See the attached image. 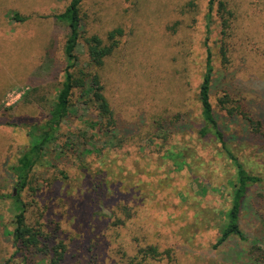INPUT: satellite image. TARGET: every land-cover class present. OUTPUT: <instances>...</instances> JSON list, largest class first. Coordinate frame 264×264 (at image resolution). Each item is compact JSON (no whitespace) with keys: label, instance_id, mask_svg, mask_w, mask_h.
Listing matches in <instances>:
<instances>
[{"label":"rangeland","instance_id":"rangeland-1","mask_svg":"<svg viewBox=\"0 0 264 264\" xmlns=\"http://www.w3.org/2000/svg\"><path fill=\"white\" fill-rule=\"evenodd\" d=\"M70 2L0 0V264H24L12 234L19 186L11 167L28 142L25 125L43 120L63 80L68 29L54 15ZM208 5L81 0L83 38L96 35L106 44L109 31L122 30L98 70L117 125L111 137L90 127L96 111L74 89V107L46 154L53 166L36 167L19 193L27 221L54 231L66 245L61 264H230L209 246L229 206L234 170L218 144L199 140L197 93L208 48L210 101L221 120L229 125L225 110L234 100L264 113V0H213L210 16ZM13 13L24 19L12 20ZM76 53L78 66L88 70L83 39ZM224 94L232 101L222 104ZM233 145L247 169L264 177L256 149ZM96 171L108 174L107 186L132 189L130 200L111 191L95 196ZM47 190L54 193L45 199ZM241 225L264 247L263 218L247 211ZM148 246L159 254L147 255ZM27 264L48 259L37 253Z\"/></svg>","mask_w":264,"mask_h":264},{"label":"trees","instance_id":"trees-1","mask_svg":"<svg viewBox=\"0 0 264 264\" xmlns=\"http://www.w3.org/2000/svg\"><path fill=\"white\" fill-rule=\"evenodd\" d=\"M80 2L81 0H71L62 12L54 15L55 19L65 22L68 29L63 46L65 60L63 80L43 120L25 125L28 142L11 167L19 186L17 195L14 197L15 214L12 234L16 248L15 254L21 256L24 264H27L30 255L37 253L44 254L48 259V264H61L67 252L63 241H56L57 234L54 231L48 230L42 224L27 221L25 202L20 200L19 193L28 185L31 173L36 167L53 166L50 160L46 159V154L51 152L50 147L57 139L60 125L68 119L74 107L72 103L74 89H80V97L84 104L92 105L96 111L98 121L90 122V127L98 126V131L111 137L117 125L109 101L103 94L101 74L98 70L103 64L102 60L109 56L117 45V37L121 36L122 30L116 28L109 31L106 44H103V41L96 35L83 38L79 16ZM212 3L213 0H209L208 16L212 10ZM219 7H223V3H220ZM11 19L20 22L24 17L13 13ZM81 39L84 40L87 47L88 65L91 67L90 69L88 67V70L78 66L79 57L76 48ZM213 71L210 51L207 48L205 72L197 93L200 118L194 128L201 142L218 144L219 150L234 170L227 182L230 186L229 206L226 210H222L221 220L216 226L217 235L209 246V250L218 254L220 260L230 264H264V247L258 240L251 238L241 225L242 215L247 211L264 220L262 213L264 212V187H261L264 177L247 169L242 159L235 154L233 145L243 143L252 145L260 154L261 157L258 160L264 167V113L260 109L252 110L251 102L232 101L228 94H224L220 99L222 104L232 101L236 105L225 110L226 121L229 125L222 121L210 101L214 80ZM225 116L223 115L224 118ZM5 124L15 125L12 122ZM230 124L236 126L235 129H230ZM137 130L136 126L130 133H136ZM107 176L106 172H95V196L100 193V196L104 197L111 191L110 196L112 197L123 198V201L130 200L129 195L132 193V189L127 192L122 191L125 190L122 188V183H120L121 186L119 184L107 186ZM205 192L206 189L203 193ZM53 193V190L50 192L47 190L42 196L46 199L52 197ZM96 203L105 204L103 200L98 199ZM105 206L107 205L105 204ZM95 208L98 206L95 205ZM106 244L105 242V248ZM146 253L153 257L159 254L152 246L147 247Z\"/></svg>","mask_w":264,"mask_h":264},{"label":"water","instance_id":"water-1","mask_svg":"<svg viewBox=\"0 0 264 264\" xmlns=\"http://www.w3.org/2000/svg\"><path fill=\"white\" fill-rule=\"evenodd\" d=\"M13 195H15V191H13Z\"/></svg>","mask_w":264,"mask_h":264}]
</instances>
